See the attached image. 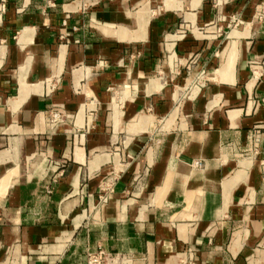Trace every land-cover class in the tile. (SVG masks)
<instances>
[{
	"label": "crops",
	"instance_id": "0c3cea01",
	"mask_svg": "<svg viewBox=\"0 0 264 264\" xmlns=\"http://www.w3.org/2000/svg\"><path fill=\"white\" fill-rule=\"evenodd\" d=\"M4 3L0 264H264V0Z\"/></svg>",
	"mask_w": 264,
	"mask_h": 264
},
{
	"label": "built area",
	"instance_id": "2783aa9c",
	"mask_svg": "<svg viewBox=\"0 0 264 264\" xmlns=\"http://www.w3.org/2000/svg\"><path fill=\"white\" fill-rule=\"evenodd\" d=\"M215 5H218L219 0H212ZM231 1V0H228ZM4 0H0V13H2L5 9ZM261 16V15H259ZM233 27H236L240 24V22L237 19H234L233 21ZM191 64L188 63L186 65L187 70V76L189 80L186 81V83L183 86H176L175 87V95L178 99L179 97H192L196 94L198 89L203 85V82L206 81L205 77L206 75L203 73L195 74L194 76L191 74ZM176 75H179V72H175ZM56 82L49 84L52 86V88L56 87ZM45 123L50 128H56L64 125L67 123V115L65 112L59 110V109H52L44 112L43 114ZM260 144V138L258 135H255L252 137V151L255 153L258 150ZM195 167H199V163H194ZM102 202L105 201V198H101ZM85 264H128L129 258L125 257L123 255H112L106 251H104L102 248H97L94 251H87L84 256Z\"/></svg>",
	"mask_w": 264,
	"mask_h": 264
}]
</instances>
